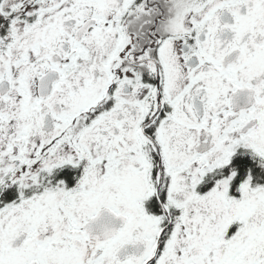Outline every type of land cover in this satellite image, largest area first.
I'll return each mask as SVG.
<instances>
[{
    "label": "snow or ice",
    "instance_id": "6c2138e0",
    "mask_svg": "<svg viewBox=\"0 0 264 264\" xmlns=\"http://www.w3.org/2000/svg\"><path fill=\"white\" fill-rule=\"evenodd\" d=\"M0 264H264V0H0Z\"/></svg>",
    "mask_w": 264,
    "mask_h": 264
}]
</instances>
